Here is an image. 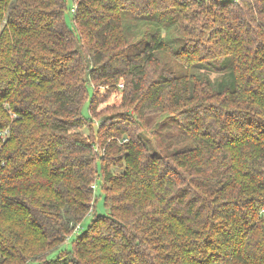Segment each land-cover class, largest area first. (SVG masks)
Here are the masks:
<instances>
[{"label": "trees", "instance_id": "1", "mask_svg": "<svg viewBox=\"0 0 264 264\" xmlns=\"http://www.w3.org/2000/svg\"><path fill=\"white\" fill-rule=\"evenodd\" d=\"M67 10L0 0V264H264V0Z\"/></svg>", "mask_w": 264, "mask_h": 264}, {"label": "rangeland", "instance_id": "2", "mask_svg": "<svg viewBox=\"0 0 264 264\" xmlns=\"http://www.w3.org/2000/svg\"><path fill=\"white\" fill-rule=\"evenodd\" d=\"M71 6H72V0H67V8H68V10H67V19H69V17H70V13H69L70 11L69 10H70V7ZM211 75L213 76L214 74L212 73ZM123 81H124V79L123 78H120L118 82L121 83ZM119 84H118L119 88L122 89L123 87H121V85H119ZM100 89L102 90V88H100ZM121 109H122L121 107H118L117 108V110H121ZM82 112H83V114L88 115L87 106L85 104L83 105ZM83 131L85 133L87 132L86 129H84ZM96 184H97V186L94 189V193L96 194V208H97L98 211L103 212V211H105V208L103 206L102 181H101V179H99V181H97ZM89 217H90V214H87L82 219V221L80 223L81 227L78 229L79 231L80 230H83V229H85L87 227V224L89 222Z\"/></svg>", "mask_w": 264, "mask_h": 264}, {"label": "built area", "instance_id": "3", "mask_svg": "<svg viewBox=\"0 0 264 264\" xmlns=\"http://www.w3.org/2000/svg\"><path fill=\"white\" fill-rule=\"evenodd\" d=\"M119 85H122V83H120ZM6 133H7V130H4V131L2 132V135L4 136ZM92 187H94V184H92Z\"/></svg>", "mask_w": 264, "mask_h": 264}]
</instances>
